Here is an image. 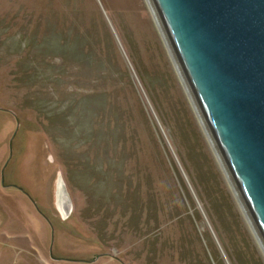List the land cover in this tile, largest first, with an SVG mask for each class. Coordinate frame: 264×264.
<instances>
[{"label": "rangeland", "instance_id": "rangeland-1", "mask_svg": "<svg viewBox=\"0 0 264 264\" xmlns=\"http://www.w3.org/2000/svg\"><path fill=\"white\" fill-rule=\"evenodd\" d=\"M0 264H264L147 0H0Z\"/></svg>", "mask_w": 264, "mask_h": 264}, {"label": "water", "instance_id": "water-1", "mask_svg": "<svg viewBox=\"0 0 264 264\" xmlns=\"http://www.w3.org/2000/svg\"><path fill=\"white\" fill-rule=\"evenodd\" d=\"M264 252V0H147Z\"/></svg>", "mask_w": 264, "mask_h": 264}]
</instances>
